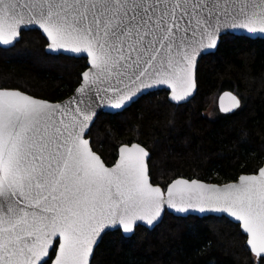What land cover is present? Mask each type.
Returning <instances> with one entry per match:
<instances>
[{"label": "snow or ice", "instance_id": "snow-or-ice-1", "mask_svg": "<svg viewBox=\"0 0 264 264\" xmlns=\"http://www.w3.org/2000/svg\"><path fill=\"white\" fill-rule=\"evenodd\" d=\"M25 26L88 64L67 102L0 89V264H90L106 229L154 225L165 206L227 214L264 261V167L223 185L177 178L165 191L140 144L107 166L85 138L98 108L122 109L144 90L167 86L186 100L197 57L224 30L264 33V0H0V45L14 46ZM240 106L220 97L225 113Z\"/></svg>", "mask_w": 264, "mask_h": 264}, {"label": "trees", "instance_id": "trees-1", "mask_svg": "<svg viewBox=\"0 0 264 264\" xmlns=\"http://www.w3.org/2000/svg\"><path fill=\"white\" fill-rule=\"evenodd\" d=\"M45 44L39 30H25L14 46L0 47V88L51 101L72 93L86 60L46 53ZM196 85L184 103L156 90L122 111L100 113L87 135L93 150L111 164L120 144H142L151 181L163 188L178 176L223 182L255 172L264 161V39L222 35L216 50L198 60ZM224 90L241 100L233 112L217 108ZM245 240L226 217L166 212L152 229L106 233L90 264H264Z\"/></svg>", "mask_w": 264, "mask_h": 264}, {"label": "water", "instance_id": "water-1", "mask_svg": "<svg viewBox=\"0 0 264 264\" xmlns=\"http://www.w3.org/2000/svg\"><path fill=\"white\" fill-rule=\"evenodd\" d=\"M25 30H39L38 29V27L37 26H25L24 28H23V30L22 31H25ZM40 31V33L44 36V38H45V40H46V44H45V47H44V49H45V52L46 53H49V54H60V53H55V52H52V51H49L48 50V43H49V41H47V38H46V35H44L43 33H42V30H39ZM225 31V34H234V35H242V36H247V37H250V38H263L264 39V33H254V34H252V33H248L246 30H231V29H229V30H224ZM224 34V35H225ZM21 36V35H20ZM20 39V37L18 38V40ZM17 40V41H18ZM16 41V42H17ZM219 41H220V38H219ZM219 41H218V43H219ZM16 42H14V44L16 43ZM0 47H2V48H9V47H11V46H6V45H0ZM216 50V48L215 49H206L205 51H204V54H201V55H199L198 57H197V62H198V60L200 59V57L201 56H203V55H205V54H207V53H211V52H214ZM62 52H63V50H61ZM63 55H67V56H70V57H75V56H78V55H80V54H63ZM83 58L86 60V65L88 64V62H87V58H86V54H83ZM196 67H197V65H196ZM86 70V67H85V69L83 70V71H85ZM83 71L80 73V81H79V83L76 85V87L74 88V90L72 91V93H70L68 96H66L65 98H63V99H61V100H57V101H51V100H48V99H44V98H40V97H36V96H33V95H31V94H29V93H26V92H24V91H22V92H24L25 94H28V95H31V96H33L34 98H39V99H44V100H47V101H49V102H52V103H60V102H67L71 97H73L74 96V94H75V89L79 86V84L81 83V80H82V73H83ZM195 81H196V69H195ZM196 88H197V85H196ZM196 88L193 90V92L191 93V95L189 96V97H187L186 98V100H184V101H181V102H175V101H172L171 100V90L170 89H167V86H160L159 88H153V89H148V90H144V92L143 93H141V94H138L134 99H133V101L132 102H130L126 107H128L130 104H132L134 101H136L138 98H140L141 96H143V95H145V94H147V93H149V92H151V91H156V90H166L167 91V98L169 99V101L170 102H172V103H184V102H186V101H188L191 97H193L194 96V94H195V92H196ZM0 89H7V90H19V89H16V88H6V87H2V88H0ZM21 91V90H20ZM225 92H229V93H231V94H233V95H236L234 92H232V91H230V90H224V91H222L221 93H219V95H218V97H217V107H218V109L221 111V109H220V97L221 96H223L224 95V93ZM237 96V95H236ZM238 97V96H237ZM239 98V97H238ZM240 99V98H239ZM97 103H98V101H97ZM126 107H123L122 109H112V108H110L109 106H102L101 108H98L97 109V112H98V115L100 114V113H103V112H105V113H116V112H119V111H122L123 109H125ZM234 110H236V109H234ZM234 110H232L231 112H233ZM221 112H223V111H221ZM223 113H225V112H223ZM228 113H230V112H228ZM97 115V116H98ZM97 116L95 117V119L97 118ZM91 127V126H90ZM88 135V134H87ZM86 135V139H89L90 140V138L88 137ZM132 143H138V142H131V143H123V144H120L119 146H118V148H117V156H116V158H115V160L116 159H118V156H119V148L121 147V146H123V145H125V144H127V145H131ZM90 144H91V141H90ZM138 144H140V143H138ZM142 147H144L142 144H140ZM145 148V150L146 151H148L147 150V148L146 147H144ZM96 152V151H95ZM149 152V151H148ZM97 153V152H96ZM98 154V153H97ZM149 154H150V152H149ZM99 155V154H98ZM102 158V157H101ZM114 160V161H115ZM148 162V161H147ZM114 163V162H113ZM113 163H111V164H106L107 166H112V164ZM260 167H264V161H263V163L258 167V169L260 168ZM258 169L255 171V172H251V173H241V174H239L235 179H233V180H228V181H223V182H212V181H206V180H202V179H198V178H187V177H183V176H178V177H176V178H174V179H177V178H184V179H198L199 181H201V182H203V183H206V184H217V185H223V184H226V183H232V182H238V178H239V176L240 175H252V174H258ZM150 179H151V177H150ZM174 179H172V180H174ZM171 180V181H172ZM171 181L169 182V183H171ZM152 182V181H151ZM168 183V184H169ZM154 184V183H153ZM167 184V185H168ZM167 185H166V187L165 188H163L160 184H154V186H161L162 187V189L163 190H165L166 191V189H167ZM166 212H168V213H171V214H173V215H175V216H189V215H194V216H197V217H204V216H210V215H212V216H218V217H220L222 214H218V213H199L198 211H189L188 213H177L174 209H169V208H167V206H165V209H164V211L162 212V216H161V218L158 220V222H154V225H147L145 222H142V221H138L137 222V225L138 226H144V227H146V228H148V229H152L153 227H155L157 224H159L160 222H161V220H162V218H163V216H164V214L166 213ZM223 216L224 217H226L227 219H229L230 221H232L233 223H235L234 221H233V218H230V217H227V214H223ZM137 227V226H136ZM136 227H134V230H133V233H134V231H135V229H136ZM115 230H117L116 228H109V229H106L105 230V232H103L102 234H101V237L98 239V243L100 242V240H101V238L106 234V233H109V232H111V231H115ZM120 231H121V233L124 235V236H127V237H129V236H131L133 233H128V234H125V233H123V230H122V228L121 229H119ZM240 231H241V233H242V230L240 229ZM245 237H246V240H245V245L247 246V248L251 251V249H250V246H248L247 245V234L246 233H244L243 234ZM98 245V244H97ZM96 245V246H97ZM96 246H94V250H95V248H96ZM53 258H54V255H53ZM91 259H92V256L90 257V263H91ZM49 264H51V261H49Z\"/></svg>", "mask_w": 264, "mask_h": 264}, {"label": "rangeland", "instance_id": "rangeland-1", "mask_svg": "<svg viewBox=\"0 0 264 264\" xmlns=\"http://www.w3.org/2000/svg\"><path fill=\"white\" fill-rule=\"evenodd\" d=\"M216 102H217V98H216ZM167 185V184H166ZM166 185L164 186V188L166 187Z\"/></svg>", "mask_w": 264, "mask_h": 264}, {"label": "flooded vegetation", "instance_id": "flooded-vegetation-1", "mask_svg": "<svg viewBox=\"0 0 264 264\" xmlns=\"http://www.w3.org/2000/svg\"><path fill=\"white\" fill-rule=\"evenodd\" d=\"M218 108V107H217ZM220 111V110H219Z\"/></svg>", "mask_w": 264, "mask_h": 264}]
</instances>
